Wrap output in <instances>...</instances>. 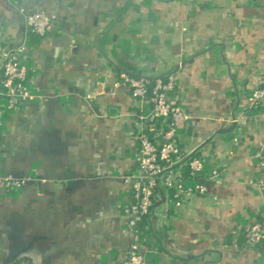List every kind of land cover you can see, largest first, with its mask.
<instances>
[{
	"label": "crops",
	"instance_id": "obj_1",
	"mask_svg": "<svg viewBox=\"0 0 264 264\" xmlns=\"http://www.w3.org/2000/svg\"><path fill=\"white\" fill-rule=\"evenodd\" d=\"M54 15L44 36L25 13ZM24 46L29 97L3 114L0 264H264L246 228L264 220L254 152L264 112V0H0V53ZM1 65V57H0ZM174 74L188 119L174 141L225 172L175 206L159 192L133 236L127 225L145 112L118 71ZM171 193V192H170Z\"/></svg>",
	"mask_w": 264,
	"mask_h": 264
},
{
	"label": "built area",
	"instance_id": "obj_2",
	"mask_svg": "<svg viewBox=\"0 0 264 264\" xmlns=\"http://www.w3.org/2000/svg\"><path fill=\"white\" fill-rule=\"evenodd\" d=\"M24 21L26 27L39 36L46 35L56 26L54 15L39 10L26 12ZM24 52L21 45L0 53V125L5 111L29 97ZM117 76L131 97L146 109L137 115L143 122V130L138 136L136 172L123 177L131 193L127 225L130 233L137 236L139 223L151 213L159 192L179 206L193 196L208 194L207 182L221 185L226 177L225 172L217 168L212 167L206 172L203 158L187 156L175 143L178 125L187 120L188 115L174 74L150 78L120 70ZM249 102L264 112V78L252 88ZM254 155L260 177L251 183L258 190H264V138L259 141ZM23 183L24 178L0 175V187L5 190L20 187ZM246 234L248 242L264 252V220H255L246 228ZM145 261L144 252L131 243L124 264H144Z\"/></svg>",
	"mask_w": 264,
	"mask_h": 264
}]
</instances>
